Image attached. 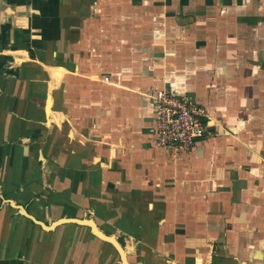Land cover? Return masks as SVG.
<instances>
[{"label":"crops","instance_id":"0c3cea01","mask_svg":"<svg viewBox=\"0 0 264 264\" xmlns=\"http://www.w3.org/2000/svg\"><path fill=\"white\" fill-rule=\"evenodd\" d=\"M165 86L190 148L152 142ZM65 217L132 264H264V0H0V264H121Z\"/></svg>","mask_w":264,"mask_h":264},{"label":"built area","instance_id":"2783aa9c","mask_svg":"<svg viewBox=\"0 0 264 264\" xmlns=\"http://www.w3.org/2000/svg\"><path fill=\"white\" fill-rule=\"evenodd\" d=\"M104 80L108 81L109 76L105 75ZM145 95L155 106L150 134L156 146L190 148L205 134L207 112L192 97L182 96L170 86L150 88Z\"/></svg>","mask_w":264,"mask_h":264},{"label":"water","instance_id":"95a60500","mask_svg":"<svg viewBox=\"0 0 264 264\" xmlns=\"http://www.w3.org/2000/svg\"><path fill=\"white\" fill-rule=\"evenodd\" d=\"M36 221L39 222L40 224H42L45 228H53L57 224L62 223V222H67V221H76V222H79L82 224L89 225L91 227L92 231L96 235H98L99 237L111 242L116 247V249L119 253V256H120V260H121L120 263L121 264H132L128 259L127 250L123 247V245L120 243V241L113 234H107V233L103 232L101 229H99L96 222L92 218L65 217V218H61V219L53 222L52 224H45L43 221H40V220H36ZM99 232L103 233L104 236H102Z\"/></svg>","mask_w":264,"mask_h":264},{"label":"bare ground","instance_id":"6f19581e","mask_svg":"<svg viewBox=\"0 0 264 264\" xmlns=\"http://www.w3.org/2000/svg\"><path fill=\"white\" fill-rule=\"evenodd\" d=\"M63 71H62V69H61V73H62ZM61 75V74H60ZM102 236H104V234L103 233H101V232H99Z\"/></svg>","mask_w":264,"mask_h":264}]
</instances>
